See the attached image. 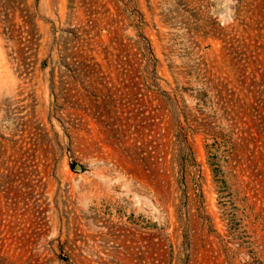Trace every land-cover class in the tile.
<instances>
[{"label": "rangeland", "instance_id": "obj_1", "mask_svg": "<svg viewBox=\"0 0 264 264\" xmlns=\"http://www.w3.org/2000/svg\"><path fill=\"white\" fill-rule=\"evenodd\" d=\"M0 264H264V0H0Z\"/></svg>", "mask_w": 264, "mask_h": 264}, {"label": "water", "instance_id": "obj_2", "mask_svg": "<svg viewBox=\"0 0 264 264\" xmlns=\"http://www.w3.org/2000/svg\"><path fill=\"white\" fill-rule=\"evenodd\" d=\"M74 169H75V170L80 169V165H79V164H75V165H74Z\"/></svg>", "mask_w": 264, "mask_h": 264}]
</instances>
